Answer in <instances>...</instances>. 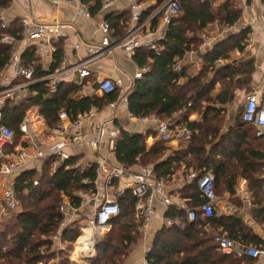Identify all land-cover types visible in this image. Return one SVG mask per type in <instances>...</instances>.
Listing matches in <instances>:
<instances>
[{
	"label": "trees",
	"instance_id": "trees-1",
	"mask_svg": "<svg viewBox=\"0 0 264 264\" xmlns=\"http://www.w3.org/2000/svg\"><path fill=\"white\" fill-rule=\"evenodd\" d=\"M87 1V0H86ZM91 8L95 13L101 0ZM152 2L141 12L140 21L154 14L167 0H146ZM179 15L169 24L160 48H138L134 60L140 68L149 66L150 70L135 82L128 96V110L136 118L157 116L172 122V128L189 127L194 131L191 139L181 141L177 148L167 145L157 135L156 141L147 148V135H130L120 128V137L114 155L117 162L137 171L142 165H150L157 179L169 180L183 166L186 183L179 190L180 196L194 206L204 201L197 181H189L191 170L203 174L211 170L215 174L217 196L235 193L237 180L246 177L254 193V209L258 218L264 222V135L257 136L253 124L242 118V111L235 124L224 131L228 106L234 101L236 91L249 89L254 65L247 62L243 66L223 64L216 68L217 60H229L231 50L242 52L243 44L251 29H241L216 43L206 56L203 69L192 76V71H177L175 64L182 62L185 55L203 41L202 34H208L216 23L231 28L241 19L242 10L236 0H178ZM9 0H0V7H8ZM161 14L153 19L156 26ZM120 35L125 34L126 15H109L106 20ZM21 25L14 20L10 27L0 21V89L2 74L11 60V46L1 42L8 33L16 40L22 38ZM201 34V35H200ZM54 62L49 70L43 69L35 48L30 46L23 53L25 67L32 66L34 83L28 87V95L15 103L12 98L1 102L0 125L10 127L14 133L15 146L23 137L22 122L35 107L44 117L48 128L60 123L59 112H67L71 121L92 107L104 109L116 101L119 92L101 97H75L78 85L59 81L52 84L45 78L56 72L64 60L60 43L54 51ZM45 79V80H44ZM187 82H185V80ZM217 85L220 91L216 92ZM197 114L198 120L191 115ZM55 157L48 159L38 171L28 168L15 179V189L21 203L20 211L0 229V264H40L54 259L51 238L60 230L65 214L61 210L62 196L70 198L72 207L81 205L83 195L94 189L97 177L96 163L87 168L79 164V157L70 159L53 169ZM1 164V160H0ZM88 180L87 183L83 179ZM121 206L119 216L111 220L110 231L95 245L96 258L85 264H126L127 259L140 244L142 236L136 230L139 221L135 218L136 197L126 190L118 198ZM166 224L155 234L152 251L148 255L151 264H254L256 259L248 256L222 255L215 242L218 234L226 233L238 244H260V238L249 230L244 222L233 215L216 213L202 218L199 213L190 221L184 211L167 207ZM221 229V230H220ZM226 231V232H222ZM81 235L80 224L74 222L61 232L62 242L74 244Z\"/></svg>",
	"mask_w": 264,
	"mask_h": 264
},
{
	"label": "built area",
	"instance_id": "built-area-1",
	"mask_svg": "<svg viewBox=\"0 0 264 264\" xmlns=\"http://www.w3.org/2000/svg\"><path fill=\"white\" fill-rule=\"evenodd\" d=\"M115 1L101 0L102 7L108 8ZM55 3L56 6H60L62 4H72L73 2L72 0H55ZM179 8L178 0H167L149 18L140 21L142 12L141 4L137 1L132 5V19L126 35L119 39H113L109 33V23L107 21L103 22L101 28L104 32V37L101 46L91 47L90 52L93 55L85 61L76 63L71 69L79 74L80 79H85L92 75L88 66L90 61L105 55H110L117 49H121L126 54L134 53L143 45L140 37H142V32L146 28L153 25V19L161 14V20L169 26L173 18L179 15ZM78 11L86 16H90L89 9L86 7H78ZM7 20L6 8L0 7V21L6 28L9 27ZM258 20L259 28L264 33V0H260ZM18 21L22 29V38L16 40L8 33L4 34L1 38L2 43L11 46V60L7 67L12 68L15 79L0 89V118L1 102L8 98H12L15 103L19 102L28 95V87L35 81L33 80L34 68L23 65L19 41L23 42L25 45L24 49L26 50L32 45L42 46L43 42L47 40L50 42L58 40L63 35L62 28L64 24L58 19L52 22H41L31 15H26L21 16ZM255 22L256 20L254 18H250L242 29H253ZM202 38L206 43H211L213 39L209 34H202ZM254 43L255 38L251 34L247 38L246 44H244V51L249 50ZM145 45L149 49L156 50L160 48L156 42H147ZM175 69L180 71L182 69V63H176ZM149 70V66L139 68L135 72L132 83L129 86H125L122 80L104 78L98 82L96 91L102 95L117 91L119 92L118 99L110 103V106L114 107L118 101H121L128 107V96L134 89L135 82L141 79ZM64 72L66 73L67 71L55 72L45 79L55 84ZM242 107L243 120L253 124L257 136L264 135V84L259 90H252L246 93ZM129 114L134 117L131 113ZM97 116L98 109L95 107L80 114L73 121L75 132H70L63 123L64 120L69 119L68 114L64 110L60 111V123L50 129L51 138L47 142L46 147L34 149L33 156L21 146H15V151L9 152L8 148L15 144L14 133L10 127L0 125V229L20 211L21 203L15 189V179L30 162L37 161V163L43 165L48 159L55 157L52 166L55 170L72 156L68 151L69 147H83L85 145L91 146L97 153L96 159L93 161L97 165V177L94 181V189L89 194L83 195L80 205L81 207L91 202L93 214L86 223L80 224L81 235L74 243L75 245H73L77 246L75 252L79 258L87 260L93 256L97 239L100 235L105 234L104 230L106 228H111V220L120 215L121 206L118 198L123 196L126 190H131L136 197L135 218L139 221L136 230L141 234H145V236L148 223L155 210L156 202H161L167 207H174L176 210L184 211L190 221H194L199 213L202 214L203 219L214 213L219 214L216 205L219 198L215 191V174L213 171L208 170L201 175L194 170L188 173V180L197 181L200 195L204 199L202 203L192 206L187 199L180 196V192L176 195L170 193L167 187V181L157 179L152 166L142 165L137 171H132L117 162L114 151L120 137V130L109 119L96 121ZM140 119L145 120V117ZM91 121L94 122L93 135L83 132L85 124ZM30 122L31 115L27 114L22 122L24 135L28 133ZM193 133L194 131L189 127L178 126L173 129L170 120L156 118V134L163 141L169 142L173 139H178L180 142L187 141L191 139ZM106 143L109 144V149L103 153L102 148ZM90 163H85L82 168H87ZM122 178H128L130 182L123 186L117 185ZM83 182L87 183L88 180L84 178ZM182 186L183 184L179 185L178 191ZM70 201L68 196H62L61 210L65 214V219L61 223L60 230L51 238L53 249L64 248L61 232L69 224L74 222L69 221L76 220L77 218L75 211L80 207H72ZM165 223L168 227L173 224L170 219H166ZM215 242L217 243L219 252L225 256H236L239 258L248 256L253 259H260L264 256V244L260 246L238 244L227 233L216 235ZM151 251L152 244L145 246L144 264H151L148 260V255Z\"/></svg>",
	"mask_w": 264,
	"mask_h": 264
},
{
	"label": "crops",
	"instance_id": "crops-1",
	"mask_svg": "<svg viewBox=\"0 0 264 264\" xmlns=\"http://www.w3.org/2000/svg\"><path fill=\"white\" fill-rule=\"evenodd\" d=\"M9 6L6 8V18L9 27L12 25L14 20H18L21 16L31 15L32 17L38 19L41 22H52L55 19H58L64 27L62 28V36L58 40L50 42L49 40L44 41L42 46L32 45L35 48L36 54L41 62L43 69L46 71L50 69L54 62V51L56 45L60 43V46L63 48V57L61 67L56 71L67 72L63 73L56 81L64 82H73L78 85L77 90L74 93L75 97L81 96H97L101 97L102 94L96 91L97 84L100 80L104 78H113L116 80H122L125 86H129L132 83V78L135 72L140 68L139 65L134 60V53L126 54L121 49L113 51L110 55H105L103 57L96 58L89 62L88 66L92 72V75L85 79H80L79 74L73 71L71 68L80 61H85L93 54L90 52L91 47L101 46V42L104 37V32L102 31L101 24L107 20L109 15L121 16L126 15L127 21L125 23L124 30L125 34L120 38L124 37L127 33V29L132 19V5L137 1L141 4V11L144 10L152 2H147L146 0H116L114 4L108 8H103L102 6L95 11L91 12V8L97 5L96 0H72V4H62L56 6L55 0H9ZM238 1V0H237ZM243 12L245 13V19L240 20L241 24L238 27V31L247 24L250 18L256 20L255 26L250 30L248 37L252 34L255 38V43L247 51H238L242 54L240 60H235L233 62L226 60H217L216 68L223 66L225 63L231 65L243 66L247 62H252L254 65V72L252 76V82L249 89H240L236 91V94L241 95V103L244 104V97L246 93L252 90H259L260 87L264 84V33L259 28V5L260 0H252L250 5L246 4V0H242ZM78 7H86L89 9L90 16H86L78 11ZM244 16H242L243 19ZM168 26L163 23L162 20L154 26L146 28L142 32V37H140L143 45L140 47L147 48L145 43L147 42H156L158 43L162 38H164ZM212 28H217V36H215L212 31H209V35L213 38L211 43H206L204 40L201 45L196 50H191L188 52L185 57L182 59V65L186 67L187 71H192V76L199 73L206 62L207 54L214 49L216 43L227 38L226 32L229 30H221L219 24H214ZM231 29V28H229ZM243 30V29H242ZM248 30V29H246ZM109 33L113 39H118L117 36L120 35L119 32H116L115 29L110 26ZM247 40V39H246ZM245 40V42H246ZM19 49L23 56L25 52L24 44L22 41H19ZM145 45V46H144ZM55 73V72H54ZM49 76V75H48ZM14 73L11 67H7L2 74L1 86L4 87L9 82L13 81ZM185 82L186 79H184ZM55 83V84H56ZM219 87V88H218ZM220 91V86L217 85L216 92ZM128 107L118 101L114 107H111L108 104L104 109L98 110V116L96 121H101L109 119L113 122L114 126L117 128H122L127 131L130 135H136L138 133L146 134L147 137V148H150L153 143L156 141V118L157 116L145 117V120L140 118L132 117L129 114ZM28 114L31 115L30 126L28 127V133L26 134L28 140H25L29 146L32 144V156L34 154V149L36 148H45L47 142L51 138V132L48 126L46 125L44 117L40 114L37 107L33 108ZM193 120H198L197 114L191 115ZM66 128L70 132H75L73 126V121L66 119L63 121ZM234 122H231L230 125L224 127V131H228L229 128L233 125ZM94 122H87L83 128V132L94 134L93 128ZM25 135V136H26ZM180 141L178 139H173L167 142L168 146L177 148ZM109 149V144L106 143L102 151L103 153L107 152ZM68 151L72 156L79 157V164L84 165L87 162H93L96 159L97 153L89 145L83 147L71 146L68 148ZM30 165V167H29ZM26 166L23 171L28 168H32L39 172L42 165L37 163V161H32ZM185 165L183 164L180 170H177L176 173L172 176L171 179L167 180V187L170 193L176 195L179 193L178 187L181 184L186 183L185 176L183 175ZM264 178V174L262 176ZM128 178H122L117 185L123 186L129 183ZM217 210L219 214L217 215H233L235 214L240 218L244 224L251 230L252 233L257 235L260 238V244H249L254 246H260L264 244V222L257 217L254 209L257 207V204L254 203V193L250 188V183L246 177L240 176L237 180L235 187V193H225L224 197L218 196ZM91 202H88L78 208L75 211L77 216L76 220H71L69 222H78L79 224L86 223L93 214V208ZM167 211V206L161 202L155 203L154 213L148 223L145 234H141L142 239L140 244L136 247L130 257L127 259L126 264H144V251L145 246L152 244L155 234L165 225L166 217L165 213ZM72 222V223H74ZM71 223V224H72ZM70 225V224H69ZM107 230V228L105 229ZM104 230V231H105ZM221 230V229H220ZM226 232V231H222ZM227 233V232H226ZM103 236V235H101ZM65 244L64 242L62 243ZM248 245L246 243H241ZM72 252L76 256V262L78 264H83L82 262L85 259L79 258L76 255L77 246H73ZM96 249L95 253L90 259H87L86 263L92 261L96 258ZM257 264H264V256L260 259H256Z\"/></svg>",
	"mask_w": 264,
	"mask_h": 264
},
{
	"label": "rangeland",
	"instance_id": "rangeland-1",
	"mask_svg": "<svg viewBox=\"0 0 264 264\" xmlns=\"http://www.w3.org/2000/svg\"><path fill=\"white\" fill-rule=\"evenodd\" d=\"M223 1L224 0H221L220 3H222ZM236 2L238 4L239 8L242 10V15H241V19L240 20L243 21L245 19L246 15L243 12L244 8H243L242 0H238V1L236 0ZM242 16H244L243 19H242ZM240 20L235 26L231 27V29L226 28V27L223 28L220 25H219V28L221 30H224V31L229 30V31H227L225 33L226 36L231 35L233 33L238 32V27L241 24ZM210 31H212V33L215 36H217V33H216L217 32V28H212ZM201 43H202V41L199 42L198 46L195 47L194 50L198 49L199 46L201 45ZM244 44H246V42ZM244 44H243V47H244ZM229 52H230V56H229V60L228 61H230V62H233L235 60H240V58H242V54L238 53L237 49L231 50ZM243 92H244V90H243ZM243 92H242V94H243ZM242 94L241 93H240V95L236 94V97L234 98V101L228 106V109H227V112H226V117H225V126L230 125L231 122H234L233 124H235V121H236L238 115L243 110L242 103H241V101H242L241 95ZM25 140H28L27 135L26 136L24 135V137H22L20 139V141L17 143L18 145H16V146H18V147L21 146V147L25 148L26 151L31 155L32 154V144H31V146H29V144ZM29 167H30V165H29ZM99 231H101V230H99ZM109 231H110V228H108L107 231H104L105 234L103 236L100 235L99 238L97 239V241L99 239L103 238ZM63 247H64L63 248L64 250H63L62 253L56 254L54 259H49L48 258V260L46 262H43L42 264H78L75 261L77 258L75 256V254L72 252V250H73L72 249V245L64 244ZM53 250H56V252H58V251H60L62 249H59V248L58 249H51V252ZM254 264H257V261Z\"/></svg>",
	"mask_w": 264,
	"mask_h": 264
},
{
	"label": "water",
	"instance_id": "water-1",
	"mask_svg": "<svg viewBox=\"0 0 264 264\" xmlns=\"http://www.w3.org/2000/svg\"><path fill=\"white\" fill-rule=\"evenodd\" d=\"M251 2H252V0H246V4H247V5H250ZM86 262H87V261L85 260V261H83L82 263L85 264Z\"/></svg>",
	"mask_w": 264,
	"mask_h": 264
}]
</instances>
